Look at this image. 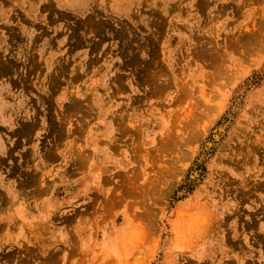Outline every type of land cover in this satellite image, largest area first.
<instances>
[{
	"label": "rangeland",
	"instance_id": "obj_1",
	"mask_svg": "<svg viewBox=\"0 0 264 264\" xmlns=\"http://www.w3.org/2000/svg\"><path fill=\"white\" fill-rule=\"evenodd\" d=\"M0 264H264V0H0Z\"/></svg>",
	"mask_w": 264,
	"mask_h": 264
}]
</instances>
